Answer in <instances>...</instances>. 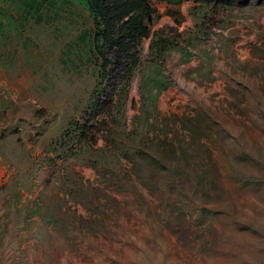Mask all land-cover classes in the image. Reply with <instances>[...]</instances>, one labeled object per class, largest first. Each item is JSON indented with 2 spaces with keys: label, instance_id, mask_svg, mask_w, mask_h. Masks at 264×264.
<instances>
[{
  "label": "rangeland",
  "instance_id": "rangeland-1",
  "mask_svg": "<svg viewBox=\"0 0 264 264\" xmlns=\"http://www.w3.org/2000/svg\"><path fill=\"white\" fill-rule=\"evenodd\" d=\"M152 7L103 69L0 0V264H264V0Z\"/></svg>",
  "mask_w": 264,
  "mask_h": 264
},
{
  "label": "trees",
  "instance_id": "trees-1",
  "mask_svg": "<svg viewBox=\"0 0 264 264\" xmlns=\"http://www.w3.org/2000/svg\"><path fill=\"white\" fill-rule=\"evenodd\" d=\"M17 7L20 19L36 18L38 22H66L71 32L76 28L75 41L70 45L77 50L93 55L106 69L113 64L112 59L104 56L107 48L124 52L129 42H139L149 36L148 22L157 16L152 2L179 4L184 1L198 0H5ZM1 12V11H0ZM4 17L7 14L1 12ZM67 15H63V14ZM174 17L173 13H167ZM10 19H14L9 16ZM25 17V18H24ZM65 17V18H63ZM85 22V23H84ZM73 28V29H72ZM2 24L0 21V31ZM70 30V29H69ZM160 39V38H159ZM162 40V39H160ZM73 51V50H72ZM72 51H68L70 54ZM134 63L138 60L133 58ZM161 84V82H158ZM164 87V86H163ZM161 87V88H163Z\"/></svg>",
  "mask_w": 264,
  "mask_h": 264
},
{
  "label": "bare ground",
  "instance_id": "bare-ground-1",
  "mask_svg": "<svg viewBox=\"0 0 264 264\" xmlns=\"http://www.w3.org/2000/svg\"><path fill=\"white\" fill-rule=\"evenodd\" d=\"M172 90H170L169 92L165 93L163 95V97L161 98V101H160V106L162 109L166 110L167 106H168V101L169 99L171 98L172 96Z\"/></svg>",
  "mask_w": 264,
  "mask_h": 264
}]
</instances>
